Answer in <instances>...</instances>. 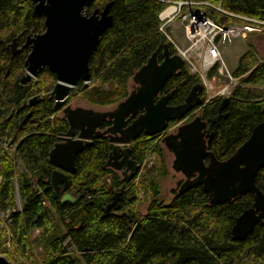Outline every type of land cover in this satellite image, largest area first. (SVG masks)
I'll return each mask as SVG.
<instances>
[{
    "label": "trees",
    "instance_id": "1",
    "mask_svg": "<svg viewBox=\"0 0 264 264\" xmlns=\"http://www.w3.org/2000/svg\"><path fill=\"white\" fill-rule=\"evenodd\" d=\"M173 1L213 5L200 8L216 25L247 22L238 17L264 22V0H94L87 13L112 2L109 13L113 23L90 56L91 85L82 90V84L78 83L74 93L90 106H113L128 96L129 81L153 53L157 52L159 61L165 47L170 55L177 54L160 31L159 19L168 7L167 2ZM33 7L32 0H0V208L10 209L20 252L32 264H264V219L243 241H233L230 233L235 219L252 206L253 194L211 205L199 185L184 193L177 190L168 204L160 198L158 180L167 171L159 134L142 133L129 143L130 157L135 163L142 165L155 156L158 164L145 166L130 179L113 176L115 183L110 187L105 179L113 172L104 168V164L113 144L107 137L94 140L76 156V171L70 175L68 186L70 190L77 186L93 188L90 198L60 204L53 196L50 176L54 167L48 162L57 136L68 130L67 121L53 110V98L46 97L56 79L45 69L37 81L20 88L18 83L29 50L23 48L13 59H9L6 50L11 41L16 40L22 46L28 35L44 31L43 18L34 15ZM217 68L218 65L212 67L207 78L215 77ZM232 76L241 79L242 84L225 97L226 117L213 125L214 134L208 147L219 161L229 158L264 120V59L258 57L255 48L249 47L239 58ZM197 84L202 85L199 93L204 103L200 109L202 119L214 118L225 98L206 101L202 80L185 63L168 79L162 94H169L168 104L177 106ZM35 95L43 99L28 107V99ZM196 110L199 108L194 107L185 118ZM177 123L169 121L167 128ZM110 124L104 121L101 128L105 130ZM17 162L22 165L21 171L17 170ZM255 183L264 194V168L257 173ZM15 186L21 210L16 209ZM113 186L123 188L119 215L105 213ZM141 190L148 193L149 200L144 215L137 211ZM128 214L134 215L133 220H129ZM33 228L43 232L42 262L34 258L31 250L29 231ZM0 255L11 259L2 249V236Z\"/></svg>",
    "mask_w": 264,
    "mask_h": 264
},
{
    "label": "water",
    "instance_id": "2",
    "mask_svg": "<svg viewBox=\"0 0 264 264\" xmlns=\"http://www.w3.org/2000/svg\"><path fill=\"white\" fill-rule=\"evenodd\" d=\"M93 1L32 0L34 15L44 19V31L27 37L24 44L30 47V52L24 62L26 74L21 83L35 78L43 68L53 74L56 83L48 95L53 96V110L62 109L68 124V130L59 137V142L48 154V162L55 168L50 176V184L54 190L53 196L60 204H75L82 197L64 191L69 185L68 176L76 171V156L94 140L107 137L114 144L105 167L120 170L124 165V172L133 174L138 167L129 158L130 149L122 150L120 145L129 144L141 132L150 136L161 134L167 129L169 121H181L194 107L201 109L204 105L199 96L201 84L195 85L184 102L177 106L168 104L169 94L159 97L168 79L176 75L184 63L179 55H170L165 47L161 62H158L155 52L134 73L131 80L136 85L135 90L129 92L113 109L99 111L67 106L68 96L78 83L82 84V90L88 87L90 56L101 36L113 23L109 13L112 2L89 14L87 9ZM218 39L219 36L215 42ZM11 48L12 55H15V41ZM227 101L223 99L214 118L203 120L201 115H197L179 126L174 133L166 135L163 143L174 156L172 169L185 178L178 193L200 185L211 205L230 202L246 193L253 194L252 206L235 219L230 232L233 241H243L264 219V194L255 183L257 173L264 168V120L252 129L248 139L229 158L217 160L207 150L213 135H206V132L211 125L226 117L223 110ZM137 113L141 114L128 124L127 119ZM104 121H110L111 125L101 131ZM205 137L208 138L207 142ZM117 201L118 195L113 196L106 211ZM0 264L11 263L0 255Z\"/></svg>",
    "mask_w": 264,
    "mask_h": 264
},
{
    "label": "rangeland",
    "instance_id": "3",
    "mask_svg": "<svg viewBox=\"0 0 264 264\" xmlns=\"http://www.w3.org/2000/svg\"><path fill=\"white\" fill-rule=\"evenodd\" d=\"M210 6L214 7L213 5H210ZM197 8L199 9L200 6ZM246 25L251 26L252 24L246 22L245 24H233V25H228L226 27H230V28L238 27L239 29H241L242 27ZM253 27L259 28L261 31L259 33L249 34L246 31L240 30L241 32L240 38L231 37L232 40L230 43H226L224 45L219 46L220 51L223 48L228 49L227 54L225 53L222 55V53L221 52L220 53L222 56V60L225 63L226 67L228 68L231 76L233 72L232 68L234 64V58H237V56L240 54L239 51L235 54L237 48H240V50L244 48L248 50L249 47L255 48L258 57L264 59V25L253 24ZM165 33H167L168 36L172 39L175 46H178L181 50H184L189 47L190 43H188V41L185 40L182 24L180 23L178 19H175L172 23H170L165 28ZM197 54L198 53L194 51L190 52V61L194 64V66H198ZM184 63L186 65V62ZM186 67L190 70L191 73L196 74L195 72H193L192 68H189L187 65ZM206 79H207V82L202 81V84L205 89L204 98L206 99V101L212 98H215V97H221V98L228 97L234 87L240 86L242 84L241 79L234 78L232 81H228L225 79L224 80L219 79L217 75L211 79L209 78H206ZM88 85L89 86L91 85L90 82ZM134 87H135V84L132 82V80H130L128 83V92L132 91ZM74 89L75 88L71 90L68 96V99H67V106L73 109L80 107V108H92L94 110H99V111H108V110L113 109L116 106V104L113 106L107 107V108H99V107L90 106L81 98V96L78 93H74ZM57 115L59 117H63L62 110L59 111ZM197 115H201L200 110H196L189 117L178 122L168 132L174 133L179 126L190 122L191 120H193V117ZM160 137L161 136H158L159 142H160ZM161 146L163 150V160L165 163L167 174L164 178H161L158 180V184L160 187V198L165 201V204H168L172 200V198L175 196L174 193L177 192L179 188L178 185L182 181H184V177L181 173L176 172L172 169V163L174 160V156L171 152H169L163 146L162 143H161ZM12 150L13 149H11L10 151ZM147 162L150 163L151 165H157L158 159L155 156H151L150 158L147 159ZM22 169H23L22 165L19 162H17V170L21 171ZM135 182H137V179ZM1 183H2V178L0 176V187H1ZM138 198H139L140 204L138 205L137 208H138V212L142 215L144 214L146 206H148V203H149V200L147 199L148 193L144 192V190H141V192H139ZM15 203H16V209L21 210L22 202L17 192L16 186H15ZM13 225L14 224H13V219L11 218V215H10V209L0 208V236H2V249L4 251H7V253L10 254L11 256L10 260H12V261L7 260V261H9L11 264H32V262L27 257H25V255L22 252H20L19 245L15 241V235L12 230ZM60 227L62 228V225H60ZM42 236H43V232L37 228H33L29 231V240L31 241V244H32L31 246L32 253L34 255V258L40 262H42L43 256H44V251L41 248ZM64 245L67 246V241L64 242ZM68 249L71 252H73L71 247H68Z\"/></svg>",
    "mask_w": 264,
    "mask_h": 264
},
{
    "label": "built area",
    "instance_id": "4",
    "mask_svg": "<svg viewBox=\"0 0 264 264\" xmlns=\"http://www.w3.org/2000/svg\"><path fill=\"white\" fill-rule=\"evenodd\" d=\"M167 5L168 7L159 16L162 23L160 31L166 35L167 39L174 46L177 55L182 58L183 62H186L189 68H192L193 72H195L203 82H207V73L215 65H218L217 77H219V79L232 81L234 78L231 76L222 60L219 46L230 43L232 40L231 37L240 38V30L246 31L249 34L255 32L259 33L261 30L259 28H254L253 24L264 25V22L238 17L252 25H246L241 29L238 27L230 28L216 25L203 9L197 8L203 5L210 6L208 3L197 1H173L167 2ZM217 10L220 11L219 8H217ZM175 19H178L182 24L184 38L190 43L189 47L184 50L175 46L172 39L165 33V28ZM217 36H219V39L215 42ZM191 51L198 53V66H194L190 61Z\"/></svg>",
    "mask_w": 264,
    "mask_h": 264
},
{
    "label": "flooded vegetation",
    "instance_id": "5",
    "mask_svg": "<svg viewBox=\"0 0 264 264\" xmlns=\"http://www.w3.org/2000/svg\"><path fill=\"white\" fill-rule=\"evenodd\" d=\"M33 6H34V3H33ZM34 8V7H33ZM38 17H42V16H38ZM43 18V17H42ZM43 25H44V19H43ZM43 33V32H42ZM41 34V33H40ZM34 35H36V34H34ZM34 35H28L27 37H29V36H34ZM27 37L25 38V41H24V43L22 44V46H19V44L17 43V41L16 40H13V41H15V48L13 49L14 51L16 50L17 52L15 53V55H12V48H11V44L13 43V41H11V43H9L8 45H7V47H6V50L7 51H9V53H10V58L9 59H13L16 55H18L22 50H23V48L25 49H28L29 50V52H30V47L29 46H24V44H25V42H26V39H27ZM29 52H28V54H29ZM28 54H27V56H28ZM27 58V57H26ZM163 59V58H162ZM26 60V59H25ZM157 60H158V62H161L162 60H160L159 61V59H158V56H157ZM25 62V61H24ZM24 67H25V65H24ZM46 68H43L38 74H37V76L43 71V70H45ZM26 74V67H25V69H24V74L22 75V77L24 76ZM37 76L35 77V78H31L30 80H28V81H26V83H24V84H22L21 83V79H22V77L19 79V83H18V85H19V87L21 88V87H27V86H29L30 85V83L31 82H35V81H37ZM135 88H136V85H135V87H134V89L133 90H135ZM53 89V88H52ZM132 90V91H133ZM131 92V91H130ZM163 95H165V94H162V91H161V93H160V95H159V97H161V96H163ZM43 96H40V95H35V96H33V97H30L29 99H28V101H27V106L29 107V106H31V105H36L37 103H40L41 102V100L43 99L42 98ZM46 97H48V98H50V97H52L53 98V96H50V95H46ZM33 101V102H32ZM53 101H54V99H53ZM54 105V104H53ZM62 109H60V110H56V111H61ZM200 110V109H199ZM57 112V113H58ZM141 113H137V115H135L134 117H132V118H129V119H127V123L129 124V123H131L132 122V120H134L135 118H137L139 115H140ZM28 115H29V113L26 115V117H28ZM62 118H64V116L62 117ZM194 118V117H193ZM65 119V118H64ZM185 119V117L182 119V120H184ZM66 120V119H65ZM181 120V121H182ZM220 121V120H219ZM110 122V121H109ZM178 122H180V121H178ZM111 123V122H110ZM111 125V124H110ZM213 125H216V124H213ZM213 125H211V127H210V129L209 130H207V132H206V135H210V134H214V132H213V130H212V127H213ZM102 126V125H101ZM173 128V127H172ZM172 128H170V129H172ZM68 129V128H67ZM170 129H166L163 133H161V134H159V136H161L160 137V142L163 144V146H164V143H163V138L166 136V135H169V134H172V133H169L168 131L170 130ZM104 129H102L101 128V131H103ZM142 133H144V132H141L140 134H142ZM64 133H60L58 136H57V141H56V143L57 142H59V137L60 136H62ZM139 134V135H140ZM145 134V133H144ZM138 135V136H139ZM156 135H158V134H156ZM137 136V137H138ZM150 136V135H149ZM152 136H154V135H152ZM213 137V136H212ZM212 139V138H211ZM207 140H208V138L207 137H205V141L207 142ZM211 141V140H210ZM209 144H210V142L207 144V150H209L208 149V147H209ZM114 145V144H113ZM54 146V145H53ZM123 146V147H122ZM129 148V144H127V145H120V148L122 149V150H124L125 148ZM165 147V146H164ZM53 148V147H52ZM166 148V147H165ZM167 149V148H166ZM210 151V150H209ZM170 152V151H169ZM120 158H121V156H120ZM129 158L131 159V157H130V153H129ZM132 160V159H131ZM208 160L206 159V162H207ZM136 165H137V171L136 172H134L133 174H131L130 172H127V173H125L124 172V170H125V166L123 165L122 166V168L120 169V170H114V169H112V168H110V167H105V164H104V168H107V169H110L113 173L110 175H108L107 177H106V179H105V183H106V186L107 187H110V186H112V185H114V183H115V181H114V178H113V176L115 177V176H118L119 178H120V180H126V179H130L134 174H137V173H140L143 169H144V167L145 166H147V167H151L152 165L150 164V163H148V162H145V163H143L142 165H139V164H137L136 163ZM54 167V166H53ZM54 170H55V168H54ZM73 175V174H72ZM69 177H70V175L68 176V181L70 180L69 179ZM184 177V176H183ZM184 181H185V178H184ZM184 181H182L180 184H182ZM81 183H79L78 185H80ZM69 186V185H68ZM180 186L181 185H179V188H180ZM60 188H62V186H60ZM179 188H178V190H179ZM52 190H53V188H52ZM61 190V189H60ZM91 190H93V188L91 189ZM91 190H89L88 189V187H80V186H77L76 187V189H73V190H70L69 189V187L66 189V191H64V193L65 192H70L71 194H73V195H82V197L80 198L81 200H82V198L83 197H86V199H89L90 198V196H89V192L91 191ZM53 193H54V190H53ZM115 195H118V201H117V204L115 205V206H113L112 208H110L108 211H106V208H107V205H109L111 202H112V198H113V196H115ZM123 195V188L121 187V186H113V192H112V195H111V197H110V201L107 203V205H106V207H105V213L106 214H109L110 212L112 213V215H119V213L121 212V210H120V206L118 205V203H119V199L121 198V196ZM79 199V200H80ZM78 200V201H79ZM80 200V201H81ZM77 201V202H78ZM68 203V202H67ZM148 206H146V208H147ZM137 211H138V208H137ZM145 212H146V209H145ZM145 212H144V214H145ZM127 213V212H126ZM144 214H142V215H144ZM133 217H134V215L133 214H128V218H129V220L131 221V220H133ZM136 222V221H135ZM135 222H133V225H134V223ZM66 233V232H65Z\"/></svg>",
    "mask_w": 264,
    "mask_h": 264
},
{
    "label": "crops",
    "instance_id": "6",
    "mask_svg": "<svg viewBox=\"0 0 264 264\" xmlns=\"http://www.w3.org/2000/svg\"><path fill=\"white\" fill-rule=\"evenodd\" d=\"M172 32V31H171ZM251 36H253V35H251ZM246 48H244V49H242V50H240V48H237L236 49V52H235V54L239 51L240 52V54L237 56V58H234V64H233V68H232V70H234L235 68H236V66H237V63H238V60H239V58L246 52ZM227 51H228V49H226V48H223L220 52L222 53V55L223 54H227ZM262 59V58H261Z\"/></svg>",
    "mask_w": 264,
    "mask_h": 264
}]
</instances>
